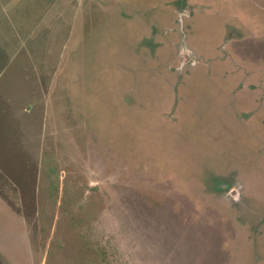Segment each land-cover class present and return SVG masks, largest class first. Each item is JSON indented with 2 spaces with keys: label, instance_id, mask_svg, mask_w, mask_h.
<instances>
[{
  "label": "rangeland",
  "instance_id": "1",
  "mask_svg": "<svg viewBox=\"0 0 264 264\" xmlns=\"http://www.w3.org/2000/svg\"><path fill=\"white\" fill-rule=\"evenodd\" d=\"M0 264H264V0H0Z\"/></svg>",
  "mask_w": 264,
  "mask_h": 264
}]
</instances>
